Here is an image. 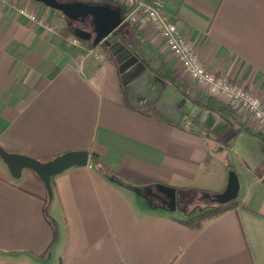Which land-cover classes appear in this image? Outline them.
<instances>
[{"label": "crops", "instance_id": "1", "mask_svg": "<svg viewBox=\"0 0 264 264\" xmlns=\"http://www.w3.org/2000/svg\"><path fill=\"white\" fill-rule=\"evenodd\" d=\"M24 4L41 23L0 2V147L40 161L69 151L93 156L51 178L48 208L35 174L23 170L14 180L0 161V264H264V156L251 159L253 140L264 143L248 134L240 141L248 155L233 149L240 123L258 132L254 119L236 110L221 135L234 130L220 140L154 106L132 107L111 51L81 59L63 35L74 28L64 15ZM165 10L205 68L264 103V0H167ZM139 27L147 60L207 95ZM224 149L235 157L236 204L191 230L179 221L216 207L211 197L226 187L230 170L214 154ZM160 186L178 190L174 208Z\"/></svg>", "mask_w": 264, "mask_h": 264}, {"label": "water", "instance_id": "2", "mask_svg": "<svg viewBox=\"0 0 264 264\" xmlns=\"http://www.w3.org/2000/svg\"><path fill=\"white\" fill-rule=\"evenodd\" d=\"M32 1L59 11L71 20L78 17L90 18L91 31L71 28V32L76 39L83 44H88L89 47L101 46L111 51L120 74L125 100L130 106L138 109L154 106L162 118L174 123L188 119L212 138L220 136L228 128V124L217 114L192 105L186 98L166 85L162 79L147 69L123 43L110 39L114 31L122 24L123 18L119 8L116 10L105 5H86L79 2L59 3L56 0ZM168 104L171 105L170 110ZM242 138L250 139L247 133H240L234 141L233 149L245 156L248 153L240 143ZM253 141L256 158L251 159L254 161L264 156V146L260 140ZM90 156L93 154L90 155L88 151H69L49 160L40 161L27 155L8 152L0 147V161L5 165L12 179L18 180L23 170H29L42 182L47 198L46 208L53 198L51 178L71 167L85 166ZM160 188L169 197V205L174 208L175 192L165 186H160ZM238 189V177L234 171L230 170L227 173V184L224 191L212 195V204L217 207L231 203L236 198Z\"/></svg>", "mask_w": 264, "mask_h": 264}, {"label": "built area", "instance_id": "3", "mask_svg": "<svg viewBox=\"0 0 264 264\" xmlns=\"http://www.w3.org/2000/svg\"><path fill=\"white\" fill-rule=\"evenodd\" d=\"M25 0H0L3 4L13 6L17 13L31 21L42 22V19L31 11ZM127 9L122 23L133 25L146 24L163 42L165 48L187 74L195 86H200L209 96L217 97L225 104L231 105L236 110L248 114L254 119L258 132L264 136V103L251 94L237 82L229 81L223 76L208 70L201 63L197 51L186 40L176 26L172 16L165 10L167 0H119ZM52 30V27H47ZM71 42L80 52V58L91 56L97 59L100 55L96 52L101 46L85 49L75 37H70ZM188 124H184L187 127Z\"/></svg>", "mask_w": 264, "mask_h": 264}, {"label": "trees", "instance_id": "4", "mask_svg": "<svg viewBox=\"0 0 264 264\" xmlns=\"http://www.w3.org/2000/svg\"><path fill=\"white\" fill-rule=\"evenodd\" d=\"M56 1L59 3L79 2L86 5H105V6H109L110 8L117 7L121 10L122 18L125 17L127 12L125 5L121 3L119 0H56ZM39 4L44 5L42 3ZM120 26L114 31V33L110 37L111 40L114 41L117 40L123 43V45L126 48H128L146 66L147 69H149L152 73H154L160 79H162L167 85L172 87L176 92H178L180 95L186 98L192 105L198 106L207 111L217 114L220 118L227 121L228 124L231 121L235 122L236 109L233 108L231 105L219 102L215 100L213 97H210L208 95H202L200 93L195 92L191 86H188L187 84L179 80V78L176 76L175 72L172 69L165 67L161 63L152 64L147 60V53H145L144 51L145 35L143 33V29H140L139 25H133L124 22ZM123 27L126 28V30L128 31V34L131 36V39L128 38L126 35H124V33L122 32ZM63 30H65V34H63L65 38L67 37L69 38L72 36V32L69 31V28L64 27ZM87 49H93V48L88 47ZM240 131H244L249 135L255 136L261 139L264 143V136L262 134L250 129L243 123L239 124V127L235 132V134H237ZM230 142L228 143L229 145L231 144ZM93 160H95L96 162L97 160L96 157H93ZM226 166L229 168V170H232V165L227 164ZM170 189H172L174 192H178V190L175 188L171 187ZM205 194H210V193L205 192ZM235 204L236 202L235 203L233 202L227 205L207 208L203 211L196 212L188 216L184 221H179V222L191 230H198L212 219L221 215L226 210L232 208Z\"/></svg>", "mask_w": 264, "mask_h": 264}, {"label": "rangeland", "instance_id": "5", "mask_svg": "<svg viewBox=\"0 0 264 264\" xmlns=\"http://www.w3.org/2000/svg\"><path fill=\"white\" fill-rule=\"evenodd\" d=\"M90 31V30H89ZM102 48V50H104L105 48L104 47H101ZM148 56V55H147ZM147 59H148V57H147ZM148 61H151V60H148ZM153 64H156V61H155V63H153ZM232 130H234L232 127L231 128H229L223 135H221L220 136V140H223V139H225L227 136H229V134H230V132L232 131ZM215 155H216V157H218V159H219V161H220V164H224L225 162H226V164L225 165H227V164H229V165H231L232 163V159L234 158L235 159V157L233 156V154H231V153H229L228 151H227V149H224L223 151H221L220 153H214ZM233 165V164H232ZM227 167V166H226ZM237 167L238 168H240V170H241V166H239V165H237Z\"/></svg>", "mask_w": 264, "mask_h": 264}, {"label": "flooded vegetation", "instance_id": "6", "mask_svg": "<svg viewBox=\"0 0 264 264\" xmlns=\"http://www.w3.org/2000/svg\"><path fill=\"white\" fill-rule=\"evenodd\" d=\"M66 18V17H65ZM71 24L74 25V28H79L85 31H91V22L90 18L87 17H78L75 20H71L70 18H66ZM114 41V40H112Z\"/></svg>", "mask_w": 264, "mask_h": 264}]
</instances>
